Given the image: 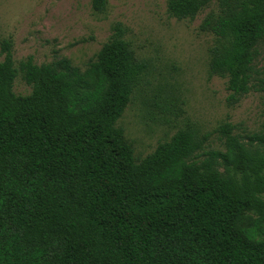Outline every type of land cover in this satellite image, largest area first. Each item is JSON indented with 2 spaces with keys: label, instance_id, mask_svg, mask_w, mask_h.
<instances>
[{
  "label": "trees",
  "instance_id": "1",
  "mask_svg": "<svg viewBox=\"0 0 264 264\" xmlns=\"http://www.w3.org/2000/svg\"><path fill=\"white\" fill-rule=\"evenodd\" d=\"M104 13L108 0H91ZM216 37L227 102L253 88L264 0H169ZM0 62V264H264V135L181 130L137 162L116 126L147 73L116 28L82 71L67 58ZM32 93L14 92L18 75ZM264 91V78L259 80ZM247 140V142H245Z\"/></svg>",
  "mask_w": 264,
  "mask_h": 264
},
{
  "label": "rangeland",
  "instance_id": "2",
  "mask_svg": "<svg viewBox=\"0 0 264 264\" xmlns=\"http://www.w3.org/2000/svg\"><path fill=\"white\" fill-rule=\"evenodd\" d=\"M104 13L91 0H0L1 44L12 42L16 68L32 57L37 65L61 58L84 71L114 35L124 32L147 73L116 126L124 131L137 162L152 154L181 130L213 133L206 149L224 151L215 133L229 122L240 137L264 135V44L255 63L253 88L230 106L227 79L210 71V50L216 37L200 27L215 4L194 20H180L168 9L169 0H108ZM19 96L32 93L21 74L15 80ZM247 142V140H245Z\"/></svg>",
  "mask_w": 264,
  "mask_h": 264
}]
</instances>
